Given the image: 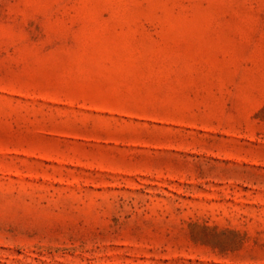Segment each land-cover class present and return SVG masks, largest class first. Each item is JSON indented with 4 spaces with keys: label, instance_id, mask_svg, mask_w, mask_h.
<instances>
[{
    "label": "rangeland",
    "instance_id": "1",
    "mask_svg": "<svg viewBox=\"0 0 264 264\" xmlns=\"http://www.w3.org/2000/svg\"><path fill=\"white\" fill-rule=\"evenodd\" d=\"M0 264H264V0H0Z\"/></svg>",
    "mask_w": 264,
    "mask_h": 264
}]
</instances>
